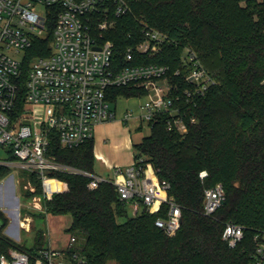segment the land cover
Listing matches in <instances>:
<instances>
[{"label":"trees","instance_id":"trees-1","mask_svg":"<svg viewBox=\"0 0 264 264\" xmlns=\"http://www.w3.org/2000/svg\"><path fill=\"white\" fill-rule=\"evenodd\" d=\"M124 1L130 11L118 19L110 35L118 62L123 63L125 49L139 40L143 23L172 41L146 63L175 69L183 49L189 48L215 80L190 105L195 123L186 134L167 132L162 115L149 135L132 145L134 158L145 157L158 179L169 184L168 198L181 212L179 229L168 237L156 228L154 221L163 213L150 215L141 210L129 217L127 205L119 201L110 182L90 190V179L80 174L49 172L42 182L35 174L19 170V176L34 187V192L23 191L22 196L41 197L44 213L34 214L35 220L48 214L70 217L66 231L82 245V260L73 264H250L253 238L264 231V0ZM51 40L48 29L44 38L34 40L25 51L26 61L47 56ZM23 83L22 77L19 108L25 94ZM143 95L134 87L116 88L109 102ZM47 154L61 165L94 174L91 139L66 149L53 134ZM11 171L0 165V182ZM201 171L207 173L203 180L198 177ZM216 184L224 190V201L207 216L203 191ZM4 216L0 212V253L17 249L32 260L45 249L40 228L30 247L6 237ZM227 223L243 229V240L234 249L221 239Z\"/></svg>","mask_w":264,"mask_h":264},{"label":"built area","instance_id":"built-area-1","mask_svg":"<svg viewBox=\"0 0 264 264\" xmlns=\"http://www.w3.org/2000/svg\"><path fill=\"white\" fill-rule=\"evenodd\" d=\"M129 11L124 0H0V151L6 154L0 165L35 174L42 182L49 172L80 174L90 179V190L110 182L119 201L133 212L163 213L154 226L171 237L180 227V208L168 198L169 184L158 179L145 157L134 158L125 168L114 167L113 178L105 180L61 165L47 154L53 134L61 147L74 149L91 139L95 125L113 120L114 103L109 98L116 88L134 87L146 98L138 105V115L123 114L124 124L136 119L139 128L146 124L151 129L165 115V130L182 136L195 123L190 105L215 80L189 48L183 49L175 69L146 63L172 41L143 23L139 40L125 49L123 63L118 62L110 35L118 19ZM48 29L52 33L49 54L26 61L25 51L34 40L44 38ZM19 54L20 60L15 58ZM22 77L25 94L19 108ZM38 109L42 116L37 118ZM206 176V171L198 174L201 180ZM224 196L220 184L204 189L203 213L213 215ZM221 239L234 249L243 240V229L227 223ZM253 243L250 264H264V231L255 234ZM81 260L82 245L75 234H69L64 250L43 249L32 260L17 249L0 253V264H73Z\"/></svg>","mask_w":264,"mask_h":264},{"label":"rangeland","instance_id":"rangeland-1","mask_svg":"<svg viewBox=\"0 0 264 264\" xmlns=\"http://www.w3.org/2000/svg\"><path fill=\"white\" fill-rule=\"evenodd\" d=\"M16 59L20 60L22 58L21 54L15 56ZM145 96L142 97H132V98H118L116 100L117 106V114H123L126 111L133 112L134 115L139 114L138 105L145 101ZM113 107V104H112ZM42 116V111L38 109L37 118ZM127 126L130 128L131 136L133 144H138L142 138L147 137L150 133V129L146 124H143L139 130V122L136 119H132L126 122ZM124 124V125H126ZM6 154L0 151V158H4ZM14 168L11 173L0 182V185H8L10 182L13 186L14 184V194L17 198V205H19L17 209L18 218L22 222L21 227L18 226L16 220L4 211L11 209L14 207L12 200L8 198V195L0 196V212L5 214L7 225L3 229V234L10 238L12 241L23 244L26 247H30L34 244V235L37 229H41L44 232V246L43 248H53L57 250H64L68 244L69 233L66 231L69 226L71 219L68 215H45L43 219L35 220L33 218L34 214H43V206L41 203V197L34 195L31 198L24 199L23 191L34 192V187L26 180H23L22 177L19 176L18 172H16ZM94 173H100L101 169L98 165L94 164ZM102 174V173H100ZM59 189L61 186L58 187ZM33 189V191H30ZM6 209V210H4ZM127 215L129 217L135 216L138 213L133 212V210L127 205L126 207ZM7 214V215H6ZM15 221V223H14ZM17 224V226L15 225ZM13 234H17V238L13 236Z\"/></svg>","mask_w":264,"mask_h":264},{"label":"crops","instance_id":"crops-1","mask_svg":"<svg viewBox=\"0 0 264 264\" xmlns=\"http://www.w3.org/2000/svg\"><path fill=\"white\" fill-rule=\"evenodd\" d=\"M111 108L115 113V118L95 125L91 137L94 164L96 163L98 165L101 169L100 173H102L100 174L98 172L97 174L94 173V175L105 180H111L113 178L112 169L114 167H128L134 160V152L132 149L133 141L130 128L126 127L127 124L124 125L121 121L122 114H117L116 102L113 104V107L111 105ZM137 129L139 130L138 126ZM10 168L13 170L16 167ZM15 170L16 172L19 171L17 168ZM11 185L10 182L8 185H0V196H2V193L4 192L3 194L6 196L8 195L10 201L12 200L13 204H15L11 209L4 211L12 217L11 219H13L15 217L14 210H17L19 205H17V198L14 194V184L13 186ZM18 220L19 218L17 217V224ZM17 224L15 225L17 226ZM13 236L17 238V234H13Z\"/></svg>","mask_w":264,"mask_h":264},{"label":"water","instance_id":"water-1","mask_svg":"<svg viewBox=\"0 0 264 264\" xmlns=\"http://www.w3.org/2000/svg\"><path fill=\"white\" fill-rule=\"evenodd\" d=\"M15 211V220H17V217H18V213H17V210H14ZM3 226V221L0 219V229L2 228Z\"/></svg>","mask_w":264,"mask_h":264}]
</instances>
